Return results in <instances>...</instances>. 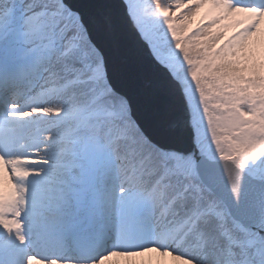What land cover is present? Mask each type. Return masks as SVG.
Here are the masks:
<instances>
[{"label": "snow or ice", "instance_id": "6c2138e0", "mask_svg": "<svg viewBox=\"0 0 264 264\" xmlns=\"http://www.w3.org/2000/svg\"><path fill=\"white\" fill-rule=\"evenodd\" d=\"M0 264H264V0H0Z\"/></svg>", "mask_w": 264, "mask_h": 264}, {"label": "water", "instance_id": "95a60500", "mask_svg": "<svg viewBox=\"0 0 264 264\" xmlns=\"http://www.w3.org/2000/svg\"><path fill=\"white\" fill-rule=\"evenodd\" d=\"M183 109L182 102L179 99L174 101V110L177 114H179Z\"/></svg>", "mask_w": 264, "mask_h": 264}, {"label": "rangeland", "instance_id": "374dc122", "mask_svg": "<svg viewBox=\"0 0 264 264\" xmlns=\"http://www.w3.org/2000/svg\"><path fill=\"white\" fill-rule=\"evenodd\" d=\"M199 19V18H198Z\"/></svg>", "mask_w": 264, "mask_h": 264}]
</instances>
